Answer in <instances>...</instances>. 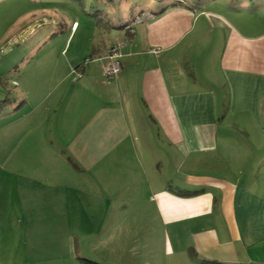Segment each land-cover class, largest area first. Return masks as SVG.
<instances>
[{
    "label": "crops",
    "instance_id": "obj_1",
    "mask_svg": "<svg viewBox=\"0 0 264 264\" xmlns=\"http://www.w3.org/2000/svg\"><path fill=\"white\" fill-rule=\"evenodd\" d=\"M95 3V24L117 39H92L78 79L68 67L82 59L62 47L30 59L14 96L0 91L14 111L32 103L14 137L36 140L0 160V237L12 220L22 231L19 255L1 246L0 264H73L70 219L90 212L130 222L121 241L111 229L108 264L138 253L135 264H161V247L203 264H264V0ZM115 44L120 70L106 78ZM37 221L54 238L42 255L26 249ZM168 235L182 242L158 247Z\"/></svg>",
    "mask_w": 264,
    "mask_h": 264
},
{
    "label": "rangeland",
    "instance_id": "obj_2",
    "mask_svg": "<svg viewBox=\"0 0 264 264\" xmlns=\"http://www.w3.org/2000/svg\"><path fill=\"white\" fill-rule=\"evenodd\" d=\"M37 1L38 8L27 11L25 1L20 3L19 0H0V80H2L0 91L4 92L7 88L11 96L15 95L14 89L16 87V83L12 82V78L16 77L20 70L31 67L30 59L37 53L59 51L63 47L65 52L70 53L73 60H78L77 58L84 60L83 58L88 56L92 49V39L93 42L95 39L100 42L117 39L113 34L112 27L106 24H95L91 13L98 12V5L95 3L94 8V0H72L71 3L68 0L61 2L60 0ZM102 13L98 12L96 15L100 16ZM89 18H92V21L88 20ZM124 23L128 25L129 20L126 19ZM64 24L66 27H63ZM125 27L122 28L124 32ZM124 32L120 33L125 35ZM123 35L121 37L124 38ZM74 65L68 67L69 72ZM69 80L72 81L71 74ZM31 105L32 103L28 102L16 111H14L15 108H10L6 104L0 105V152H3L0 153V160L4 154L11 151V161L14 158L15 148L30 149L35 144V139L27 138V140L18 142L14 137V120L25 114H30L33 110ZM71 206L77 208L79 205ZM84 218L82 220L77 219L76 213H72L70 219L67 241L70 243L72 250L76 249L74 258L73 255L70 258L72 263L83 264L78 258L80 256L108 264L107 262L111 260L110 255L107 254V250H109L108 243L111 238L108 236L111 229L117 231L115 241H121L120 236H123L124 233H121L118 228H131L130 222L116 221L117 225L114 226L110 217L98 220V218H95V213L92 212L84 214ZM12 221L13 224H5L7 228L2 231L0 239H3V242L0 243V247L13 249L12 257L15 258L18 254L17 245L20 244L22 231L16 226L15 221ZM135 223L136 229L139 228V221ZM36 228L37 230L28 236L30 246L26 249H37L38 255H42L41 249L46 248L49 243H54V238L52 241L51 234L47 233L44 221H37ZM157 238H159V240H156L158 247L162 244L175 246L182 242L180 237L174 235L164 237L167 239L166 241L162 236ZM55 242H61L60 237L59 239L56 238ZM152 253L155 260L162 262L161 264H203L201 260L189 253L181 255L177 252H168L164 254L162 247L160 255L153 251ZM50 255L51 252L50 254L47 253V256ZM140 262V254L138 253V255H134V258H130L129 264Z\"/></svg>",
    "mask_w": 264,
    "mask_h": 264
},
{
    "label": "built area",
    "instance_id": "obj_3",
    "mask_svg": "<svg viewBox=\"0 0 264 264\" xmlns=\"http://www.w3.org/2000/svg\"><path fill=\"white\" fill-rule=\"evenodd\" d=\"M130 31H132V28H129ZM108 54L109 57L112 58L111 62L109 64H107L104 68L103 71V76L106 78H111L114 77L117 72L120 70V64L119 61H117L116 59H113L114 57L118 56L119 54V44H115L109 47L108 49ZM88 58H85L83 63H87L88 62ZM71 74H72V79H78L81 76V68L78 67H72L70 70Z\"/></svg>",
    "mask_w": 264,
    "mask_h": 264
},
{
    "label": "trees",
    "instance_id": "obj_4",
    "mask_svg": "<svg viewBox=\"0 0 264 264\" xmlns=\"http://www.w3.org/2000/svg\"><path fill=\"white\" fill-rule=\"evenodd\" d=\"M90 57H91V55H88V56H86L85 58H88V59H90ZM84 58V59H85ZM83 61L84 60H82L80 63H78V64H76L74 67L75 68H77L78 69V67H80L81 69H82V67H83V65H85L84 63H83ZM82 72V71H81ZM82 74V73H81ZM71 77H72V74H71ZM73 80V79H72ZM76 80V79H75ZM75 80H73V81H75ZM79 258V260L83 263V264H102V263H100V262H97V261H95V260H91V259H88V258H86V257H78ZM210 262H212L213 264H217L216 262H214V261H210Z\"/></svg>",
    "mask_w": 264,
    "mask_h": 264
}]
</instances>
